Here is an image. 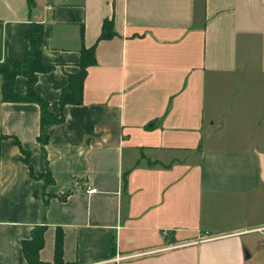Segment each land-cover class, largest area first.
Returning <instances> with one entry per match:
<instances>
[{
    "label": "crops",
    "instance_id": "1",
    "mask_svg": "<svg viewBox=\"0 0 264 264\" xmlns=\"http://www.w3.org/2000/svg\"><path fill=\"white\" fill-rule=\"evenodd\" d=\"M30 23L53 65L34 90L64 120L43 150L39 105L3 100L0 73V264H28L35 224L46 262L60 231L69 264H264V0H0V71ZM92 46L82 101L61 108Z\"/></svg>",
    "mask_w": 264,
    "mask_h": 264
},
{
    "label": "trees",
    "instance_id": "2",
    "mask_svg": "<svg viewBox=\"0 0 264 264\" xmlns=\"http://www.w3.org/2000/svg\"><path fill=\"white\" fill-rule=\"evenodd\" d=\"M34 0H27L28 9L33 7ZM114 35L112 22L104 21L98 40L108 39ZM28 41V50L26 57L21 61L4 62L1 67L2 98L7 101H31L39 105L40 108V126L37 141L41 148L48 140V130L51 126L61 123L64 120L62 113L57 117L49 110V103L38 96L34 90L38 73L45 72L53 68L52 64L46 63L42 59V39L43 28L36 23H30L25 34ZM94 48H81V57L78 63L79 69L75 73L68 74V83L61 88L58 98L59 106L62 108L65 104H79L82 101L83 80L87 73V67L95 63ZM24 75L27 79L26 90L24 94H18L14 91L13 81L17 75ZM17 145L22 153V161L29 167L31 177L43 180V188L53 182L51 173L47 170L44 173L35 175L29 162V151L24 149L19 140L13 137L12 141ZM125 184V176H123ZM45 201V205H46ZM44 224H35L31 229L30 237L22 240V251L28 264H69L63 260L62 235L57 231L54 242V259L52 262H46L39 258V251L44 244Z\"/></svg>",
    "mask_w": 264,
    "mask_h": 264
},
{
    "label": "built area",
    "instance_id": "3",
    "mask_svg": "<svg viewBox=\"0 0 264 264\" xmlns=\"http://www.w3.org/2000/svg\"><path fill=\"white\" fill-rule=\"evenodd\" d=\"M95 191H96L95 188H88V189H87V192H95ZM120 258H121V257L116 256L115 260H119Z\"/></svg>",
    "mask_w": 264,
    "mask_h": 264
}]
</instances>
